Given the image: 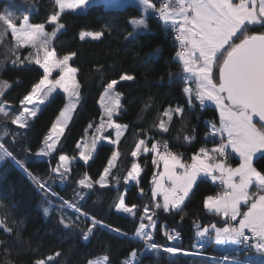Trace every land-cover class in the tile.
I'll return each instance as SVG.
<instances>
[{"label":"trees","instance_id":"16d2710c","mask_svg":"<svg viewBox=\"0 0 264 264\" xmlns=\"http://www.w3.org/2000/svg\"><path fill=\"white\" fill-rule=\"evenodd\" d=\"M153 3L159 7L160 0H153ZM56 10L54 0H0V13L11 12L15 18L26 14L33 23H46ZM142 15L138 0H90L86 8L65 12L61 16L65 28L54 38L53 46L59 55L76 52L70 63L79 69L77 79L81 85V97L56 151L46 156L50 161L44 169L30 168V164L45 159L38 152L44 147L48 131L66 97L57 92L29 121L28 128H19L10 118H0V135L5 130L9 133L3 143L15 157V161L10 157L0 160V220L5 222L0 226V264H35V261L47 260L57 252L60 255L48 264H88L90 260L104 256L109 258V264H123L134 250L138 264H225L220 260L222 254L257 264L264 261V255L253 249L231 243L218 245L215 240L204 246L203 251L209 255L191 253L170 256L163 251L141 255L146 244L134 235L139 227V218L144 215L145 207L151 211L154 204L162 203L163 199L161 195L153 198L151 194L156 168L152 162L154 156L144 157L139 184L124 180L132 163L138 160L131 157L135 144L140 139H148V142L165 140L186 159L198 148L213 146L217 142V138L210 135L209 128V124L217 119L214 106L209 103L201 107L193 100L194 107L190 108L187 103L183 89L189 83L182 78V64L175 57L176 44L171 28L151 13L148 29L128 36L133 32L129 21ZM15 22L20 23L21 20L16 19ZM46 27L47 31H52L54 26L46 24ZM82 30H103L105 34L99 40L85 38L81 41L79 33ZM2 31L3 26H0ZM249 32H264V27L251 26ZM14 44L10 31L0 41V62H3L0 64V80H7L12 85L2 99L16 115L22 110L19 101L39 81L43 69L35 63L13 66L15 56L11 49ZM29 51L30 48L20 49L18 54L23 59ZM124 73L134 75L135 79L117 85V90L122 93V110L113 118L128 127L118 145L100 141L93 159L85 162L79 158L80 150L76 146L95 135V127L99 125L103 112L99 107L100 96L107 83ZM191 86L194 88V83ZM169 106H181L184 113L182 118L173 116L165 133L158 128V123ZM254 121L261 126L257 120ZM89 124L93 127L89 128ZM106 134L114 137L110 128H105L102 135ZM185 136L194 139L189 143L185 141ZM114 151H119L120 157L112 169L108 185L101 187L95 184L93 189H82L78 185L79 179L87 174L93 181L98 180ZM61 154L75 157L70 165V174L63 180L50 171L57 165ZM238 161L239 158L231 154V163ZM254 165L264 172V159H254ZM24 169L46 182L50 192L41 191ZM116 177H119L118 183ZM141 188L143 194L140 193ZM219 189V182L201 177L182 210L165 212L155 209L156 227L152 242L161 244L167 239L165 230L175 231L179 237L173 245L192 249L198 242L196 233L202 226L223 225L222 216L204 207L205 198ZM77 194L84 198L78 199ZM122 194L126 204L137 206L135 217L117 211L115 205ZM63 201L77 203L81 212L88 215L77 219L73 209H60ZM46 208L51 209L47 215ZM61 216L65 221L71 218L75 225L65 228L60 223ZM91 217L103 223L98 224L85 240L83 233L91 227ZM4 227L11 228L12 232L6 233ZM116 228L120 229V233L111 230Z\"/></svg>","mask_w":264,"mask_h":264},{"label":"snow or ice","instance_id":"6c2138e0","mask_svg":"<svg viewBox=\"0 0 264 264\" xmlns=\"http://www.w3.org/2000/svg\"><path fill=\"white\" fill-rule=\"evenodd\" d=\"M90 0H54L56 11L47 19L46 23H31L29 15L15 18L13 13H0V26L4 31L0 32V41L10 31L15 44L11 49L15 59L13 66L35 63L43 69V75L31 90L19 101L22 110L13 115V110L2 98L6 91L11 88L7 80H0V118L11 119V122L24 129L29 127V121L35 118L44 105L58 89L67 96V102L51 125L48 136L45 138L44 147L40 148L38 155L50 156L57 149L60 138L63 136L72 113L77 108L81 92L80 82L77 79L79 69L70 63L76 56V52L63 55L57 53L53 46V40L57 34L65 28L61 22V16L65 12H76L86 8ZM138 7L143 15L129 21L133 32L147 30L148 16H155L165 25L175 30V39L179 42V48L175 53L178 62L182 64L184 76L189 83L183 89L190 108L194 107L193 100L201 107L206 102H212L219 109L220 126L210 124V135L220 138V143L212 148L200 147L194 153L190 162H185L182 156L172 152L166 142L155 141L149 147L148 139H140L131 152V157L138 158L142 154L154 153L153 164L159 168L163 164V171L152 177V197L163 194V202L155 203L154 209L148 207L143 209L139 227L135 231V237L145 242L146 247L141 255L164 253L175 256L190 255L191 253L177 247H163L153 243V231L156 227L155 209L180 211L190 198L197 181L201 177H210L213 182H219L223 191L217 195H209L204 200V207L209 211L224 218V226L217 227L215 224L198 230L196 235L201 240L214 233V240L218 245L234 244L243 245L246 249H254L257 253L264 255V172L254 166V159H264V32L251 33V26L264 27V0H160L159 7L153 0H138ZM16 19L22 22L17 24ZM47 25L54 26L52 31H47ZM104 31H81L79 38L99 40L104 36ZM30 48L31 51L23 59L19 50ZM3 62H0L2 64ZM99 70V69H98ZM216 70V78H214ZM58 71L56 78L53 73ZM134 75L124 73L118 79L107 83L103 95L100 97V106L103 110L99 125L95 127V135L84 143L77 144L79 158L87 162L93 159L97 145L103 137L105 128L115 130V139H110L111 145H118L128 125L117 123L113 117L122 110V93L117 91V85L122 81H133ZM195 84V88L191 84ZM184 108L181 106H169L162 113L158 128L168 132L173 116L182 118ZM258 117L260 127L254 122ZM89 128L93 125L89 124ZM9 135L5 130L0 135V160L10 157L15 161L12 152L5 147L3 139ZM15 139V138H13ZM186 142H191L194 137L185 136ZM238 153L241 163L232 167L227 163L228 150ZM120 157L119 151H114L103 169L99 179L93 181L85 174L79 179L78 185L82 189H93L95 184L106 187L109 176ZM75 157L66 154L59 156L57 165L50 171L60 177L67 179L71 172V162ZM20 164L19 161H16ZM21 168L23 165L20 164ZM31 181L44 192H50L46 182L38 176L24 169ZM143 168L134 161L131 169L127 172L124 180L139 184ZM117 183L119 177L115 178ZM255 186V191L250 189ZM143 194V189H140ZM78 199L84 197L77 194ZM247 205V210L242 211L241 206ZM73 209L79 216H87L81 212L77 203L63 201L59 206ZM118 212L136 215V205H127L125 196L118 197L115 205ZM45 214L51 209L46 208ZM239 218V219H238ZM91 227L83 233V238L88 239L98 224L95 217H91ZM145 220L147 223H145ZM235 222V223H232ZM0 220V226L4 225ZM60 223L65 228H71L75 221L69 218L65 221L61 216ZM107 227V226H106ZM199 229L200 226L197 225ZM6 233L12 229L4 227ZM120 233V229H111ZM167 240L178 239L179 233L165 230ZM2 243V242H0ZM60 253L49 256L47 260L35 261V264H48L55 260ZM137 253L132 251L130 258L123 264H138L135 260ZM225 264H242L241 261H229L224 257ZM88 264H109V258L90 260ZM264 264V261L261 262Z\"/></svg>","mask_w":264,"mask_h":264},{"label":"built area","instance_id":"2783aa9c","mask_svg":"<svg viewBox=\"0 0 264 264\" xmlns=\"http://www.w3.org/2000/svg\"><path fill=\"white\" fill-rule=\"evenodd\" d=\"M169 27H170V26H169ZM170 28H171V27H170ZM171 30H172V38H173V41H174L175 44H176V52H177L178 50H180V48H179V42L175 39V36H176L175 30L172 29V28H171ZM207 105H209L208 102H206L204 106H207ZM204 106H203V107H204ZM211 123H215V124L217 125V127H219L218 123H216L215 120H213ZM211 123H210V124H211ZM210 124H209V128H210ZM216 138H217V142H216V144H219V143L221 142L219 136L217 135ZM161 142H162V143L166 142V143L168 144L170 150H171L172 152L177 153V151L174 150V149L169 145V142H168V141L162 140ZM214 145H215V144H214ZM214 145H213V146H214ZM213 146H202V147L212 148ZM198 150H199V148H198L197 150L191 152L190 155H189L184 161H185V162H190V158H191V156H192L194 153H196ZM227 163H228V164L231 163V153H230V149L228 150V154H227ZM219 184H220V183H219ZM222 191H223V186H221V189H220V190H217V191L214 193V195H217V194L221 193ZM232 223H235V222H232ZM169 232H172V231H169ZM212 239H213V236H211V235H209V237L206 238V239H204V240H201V239L199 238V239H198V242L194 245V247H193L192 249L181 248V247H177V246L173 245V242L176 241L177 239L174 240V241H169V240L166 239L163 243H161V244H157V245H159V246H163V247H177V248H180V249H182V250H186L187 252H189V253H193V254H206V255H209L210 253L207 254V252H204L203 249H204V246H205L206 244H210V243L212 242ZM238 246H240V247H242V248H245L243 245H238ZM245 249H246V248H245ZM253 250H254V249H253ZM225 256H227V254H222V255L220 256V260H221V262H224V257H225ZM232 260H238V261H241L242 264H257V263H254V262L244 261V260H239V259H235V258H230V257H229V261H232Z\"/></svg>","mask_w":264,"mask_h":264},{"label":"rangeland","instance_id":"374dc122","mask_svg":"<svg viewBox=\"0 0 264 264\" xmlns=\"http://www.w3.org/2000/svg\"><path fill=\"white\" fill-rule=\"evenodd\" d=\"M22 22V21H21ZM20 22V23H21ZM30 22L31 23H33L31 20H30ZM38 23H44V22H38ZM17 24H19V23H17ZM46 29H47V27H46ZM82 31H87V30H82ZM73 67H76V66H74V65H72ZM58 75V71L57 72H55V73H53V78H56V76ZM105 90V89H104ZM118 91V90H117ZM57 92H61L65 97H66V100H65V103H64V105L66 104V102H67V96H66V94H64L63 92H62V90H60V89H58L57 90ZM56 92V93H57ZM119 92V91H118ZM56 93H54L53 94V96L56 94ZM103 93H104V91L102 92V94H101V96L103 95ZM100 96V97H101ZM209 103V102H208ZM121 104H122V102H121ZM64 105L62 106V108L64 107ZM42 107H43V105H41L40 106V110L42 109ZM99 107L101 108V106H100V99H99ZM62 108H61V110H62ZM60 110V111H61ZM101 110H102V108H101ZM59 111V112H60ZM103 111V110H102ZM39 113V112H38ZM73 114V113H72ZM58 115H59V113H58ZM57 115V116H58ZM56 116V117H57ZM56 119V118H55ZM114 119V118H113ZM115 120V119H114ZM116 121V120H115ZM54 122H55V120H54ZM53 122V123H54ZM117 122V121H116ZM117 123H119V122H117ZM119 124H121V123H119ZM258 126V125H257ZM259 127V126H258ZM51 129V128H50ZM50 129H49V131H50ZM113 130V132H114V137H111L110 135H108V134H106V135H104L103 137H105V138H108V139H101V141H105V142H109L110 143V139H115V130L114 129H112ZM49 131H48V134H49ZM48 134H47V136H48ZM82 143H84V142H82ZM62 155V154H61ZM147 155L146 154H142V155H140L139 157H138V160H137V162L141 165V163H142V161H143V159H144V157H146ZM147 157H149V156H147ZM183 158V157H182ZM183 160H185L184 158H183ZM49 157H46L45 156V159H43V160H41L40 162H38V163H34V164H30V168H38V169H44L47 165H49L48 163H49ZM241 163V162H240ZM240 163H238V164H236V165H232L233 167H237ZM162 164V163H161ZM160 164V165H161ZM255 166V165H254ZM163 171V167H161V166H159V168H157V166H156V168H155V173L154 174H158V172H162ZM103 174V173H102ZM154 185H153V183H152V187H153ZM219 186H220V189H221V184H219ZM219 189V190H220ZM162 194V193H161ZM211 195H214V194H211ZM209 196V195H208ZM162 197H163V194H162ZM128 205V204H127ZM129 206H131V205H129ZM211 225H213V224H207V225H204V226H202L199 230H202L204 227H210ZM209 235H211V236H213V239H214V233H212V232H210L209 233ZM212 239V240H213ZM238 246V245H237ZM103 257H100V259H102ZM96 259H98V258H96ZM96 259H93V260H96Z\"/></svg>","mask_w":264,"mask_h":264},{"label":"crops","instance_id":"0c3cea01","mask_svg":"<svg viewBox=\"0 0 264 264\" xmlns=\"http://www.w3.org/2000/svg\"><path fill=\"white\" fill-rule=\"evenodd\" d=\"M234 2H238V0H234ZM211 105H213L214 106V108L216 109V112H217V119H216V121H217V123L219 124V126H220V115H219V109H218V107H216L215 106V104L214 103H212V102H209ZM255 122V121H254ZM123 125V124H122ZM153 142H155L154 140H151V141H149L148 142V145H149V147L151 146V144L153 143ZM230 153L233 155V156H237L238 158H239V161L238 162H236V163H230L229 165L230 166H232V165H236V164H238V163H240L241 162V160H240V157H239V154L238 153H235V152H233L231 149H230ZM147 156H150V157H152V156H154L155 157V154L154 153H147L146 154ZM161 167H163V164H161L160 165ZM239 166V165H238ZM233 167V166H232ZM210 178V177H209ZM218 182V181H217ZM250 191H255V186H253V188L252 189H250ZM161 196H162V194H160ZM162 199H163V197H162ZM163 202V201H162ZM241 210L242 211H246L247 210V205H242L241 206ZM239 219V218H238ZM216 225V224H215ZM217 227H223L224 226V224L223 225H216Z\"/></svg>","mask_w":264,"mask_h":264},{"label":"water","instance_id":"95a60500","mask_svg":"<svg viewBox=\"0 0 264 264\" xmlns=\"http://www.w3.org/2000/svg\"><path fill=\"white\" fill-rule=\"evenodd\" d=\"M254 120H257L258 121V117H254ZM259 122V121H258ZM260 123V122H259Z\"/></svg>","mask_w":264,"mask_h":264}]
</instances>
